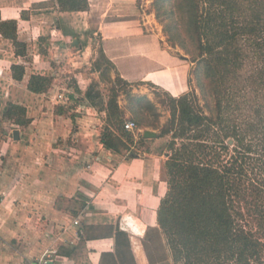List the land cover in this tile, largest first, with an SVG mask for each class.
<instances>
[{"label": "crops", "instance_id": "obj_1", "mask_svg": "<svg viewBox=\"0 0 264 264\" xmlns=\"http://www.w3.org/2000/svg\"><path fill=\"white\" fill-rule=\"evenodd\" d=\"M140 17L136 0H88L85 11H60L54 0H0V19L17 22L27 51L16 56L0 35V264H27L65 244L70 253L57 251L51 264H104L102 255L115 253L114 238L80 234L107 225L127 233L135 264H170L168 256L150 263L144 248L167 190L164 161L163 175L149 158L113 162L100 141L106 113L84 98L99 78L92 63L100 53L114 66L112 78L152 83L172 96L189 90L190 63L162 47L152 15ZM13 64L24 67L20 81ZM34 74L52 78L46 92L27 89ZM59 85L66 91L56 93ZM56 94L77 104L66 108ZM8 103L26 108L27 126L3 116Z\"/></svg>", "mask_w": 264, "mask_h": 264}, {"label": "trees", "instance_id": "obj_2", "mask_svg": "<svg viewBox=\"0 0 264 264\" xmlns=\"http://www.w3.org/2000/svg\"><path fill=\"white\" fill-rule=\"evenodd\" d=\"M54 1L60 11L88 9V0ZM136 5L140 9V0ZM152 9L167 41L182 51L178 56L191 67L189 90L179 96L165 93L169 118L161 127L145 116V106L154 107L148 98L127 93L138 127L168 137L167 190L156 211L158 229L150 244H144L148 259L156 263L168 256L170 264L262 263L264 0H153ZM0 35L11 40L16 56L26 55L15 20L0 19ZM99 58L114 68L104 53ZM11 72L20 81L24 67L13 64ZM115 80L132 85L117 73ZM51 84V77L34 74L27 89L44 93ZM117 97L118 90L111 89L100 109L107 121L100 141L110 150L112 136L131 138ZM84 98L95 107L91 86ZM63 109L56 107V112ZM3 116L18 126L29 124L26 108L16 103H8ZM140 139L147 140L142 134ZM80 236L113 237L115 253L102 255V263L135 264L129 237L118 226H90Z\"/></svg>", "mask_w": 264, "mask_h": 264}, {"label": "rangeland", "instance_id": "obj_3", "mask_svg": "<svg viewBox=\"0 0 264 264\" xmlns=\"http://www.w3.org/2000/svg\"><path fill=\"white\" fill-rule=\"evenodd\" d=\"M152 1L153 0H140V13H141V17L143 18H145L146 15H150V16L152 15L153 18L152 17L151 18L154 21H156L152 9ZM152 25L154 26L155 30L158 31L161 35L162 47L171 54L178 56V53H180L182 55V51L177 46H172L171 43L167 41V37H165L162 31V25L157 21L152 23ZM92 68L100 72L99 78L97 80H94L93 83L91 84V95L93 96L95 101L94 102L95 107L93 108L96 110L105 108L104 105H106L107 103L108 97L110 95V91L111 89L114 88L118 90L117 101H118V105L124 110L125 121H133L137 126V128L133 131L127 130L131 134V138L118 137L116 135L109 138L110 139L109 141L113 149L111 150L106 148L105 149L109 150L113 155L114 159L112 161L116 163L117 161L128 160L134 157L142 158V159L149 158L151 159V163L154 162L155 164L154 169L155 170L159 169V171H161L162 173V163L166 159L165 153L167 152L166 144L168 142V137H157V133H158L157 130L151 129V127H147V128L138 127L135 117L133 116V114L129 112L128 109L129 99L127 93L131 92L132 95L134 96H146L148 100L154 105V107L148 108L145 106V116L149 119L150 123H153L155 125L158 124V126L161 127L163 124H165V122L169 118V112L167 110L166 105L163 103L166 101L165 93L168 91L163 90L162 88L155 86L152 83H145V84L131 83L132 84L131 86H123L121 84H118L116 83L115 77L112 78V73L114 72L113 71L114 69H112L107 64L103 63V61L99 57L97 58L96 61L92 63ZM65 82L69 84L68 82H70V79L65 80ZM70 85H72V83ZM64 90L65 87L62 85H59L58 87L55 88V92L58 91L59 93H63L66 91ZM195 93L198 94L197 89H195ZM56 95L57 96L55 97V100L58 101L59 103H63L66 108L73 107L74 105L77 104L76 100H72V102H70L68 101L67 97L64 95L61 98L58 97V94ZM87 103L91 106V104L88 101ZM56 107L57 106H55V110ZM59 108L62 107L58 106V109ZM106 125H107V121L105 118V123L102 124V126H100L101 133L105 130L104 128L106 127ZM145 130L154 131L156 133V137L146 138L147 140L140 139V135L141 134L143 135V132ZM45 231L46 230L43 231V234L46 237L48 236L50 237L53 235L52 231L50 230L49 231L47 230L46 232ZM57 240L59 241L58 238ZM65 245L62 247L56 245L55 248L49 247L43 253H50L51 256H55L57 254V251L59 253H65L67 251L72 250L70 247L71 244L68 245L65 244ZM259 264H264V260L262 263Z\"/></svg>", "mask_w": 264, "mask_h": 264}, {"label": "built area", "instance_id": "obj_4", "mask_svg": "<svg viewBox=\"0 0 264 264\" xmlns=\"http://www.w3.org/2000/svg\"><path fill=\"white\" fill-rule=\"evenodd\" d=\"M124 128L126 130L133 131L137 128V126L133 121H126L124 123ZM73 223L74 225H79V222L77 220H74ZM53 258L54 256H51L50 253H43L39 258H36L33 261H29L27 264H51L53 262Z\"/></svg>", "mask_w": 264, "mask_h": 264}, {"label": "water", "instance_id": "obj_5", "mask_svg": "<svg viewBox=\"0 0 264 264\" xmlns=\"http://www.w3.org/2000/svg\"><path fill=\"white\" fill-rule=\"evenodd\" d=\"M13 134H14V137L16 139L17 138L16 136H17L18 132L17 131H14ZM143 136H144V138H154V137H156V133L154 131L145 130L143 132ZM229 142H231V141H229Z\"/></svg>", "mask_w": 264, "mask_h": 264}]
</instances>
